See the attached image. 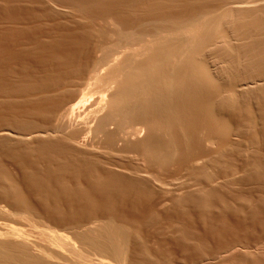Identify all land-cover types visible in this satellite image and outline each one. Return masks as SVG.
Here are the masks:
<instances>
[{
  "label": "bare ground",
  "instance_id": "1",
  "mask_svg": "<svg viewBox=\"0 0 264 264\" xmlns=\"http://www.w3.org/2000/svg\"><path fill=\"white\" fill-rule=\"evenodd\" d=\"M77 1L46 4L63 17L71 12L67 18L72 19L75 12L76 18L87 21L84 36L75 34L79 33L75 26V33L67 31L70 39L74 34L84 38L77 40L83 60H77V52L62 59L63 52L72 51L70 44L65 50L62 32L58 37L66 47L58 56L66 64L77 62L70 70L61 63L69 72L63 77L58 70L60 78L57 73V81L52 77L56 87H44L42 77L36 76L42 87L38 82L39 87H31L29 81L30 87L10 89V83L17 85L13 78L14 82L7 81V90L0 88L3 108L17 112L20 105H33L12 116L6 108L10 118L6 111L0 113L5 117L0 118V264H264V259L251 258L264 256V236L255 234L253 239L246 232L253 221L243 213L246 199H232L238 206L232 209L223 194V187L240 186L254 169L246 164L228 171L226 162L225 174L212 172L222 159L233 156L231 152L240 158L251 149L243 150L244 138L250 145L258 144L260 122L264 141V100L250 104L244 99L253 97L250 94L264 98V0H116L112 5L113 0L102 4L93 0L91 12L89 4L83 5L87 0ZM60 14L53 16L59 19ZM45 43L48 40L44 47L49 48ZM120 45L125 48L121 52ZM33 49L27 47L35 54ZM38 52L37 60L45 55ZM53 56L56 62L59 57L54 61ZM42 60L40 64L51 65L49 58ZM217 67L223 68V78L215 76ZM48 78L45 82L51 81ZM137 217L139 227L174 219L166 228L170 240L168 235H156L166 249L144 243ZM209 239L215 243L210 249ZM169 245L176 246L180 256L173 255Z\"/></svg>",
  "mask_w": 264,
  "mask_h": 264
},
{
  "label": "rangeland",
  "instance_id": "2",
  "mask_svg": "<svg viewBox=\"0 0 264 264\" xmlns=\"http://www.w3.org/2000/svg\"><path fill=\"white\" fill-rule=\"evenodd\" d=\"M14 1V2H13ZM15 1H16V3L19 1L20 2V4H15ZM25 1V2H24ZM30 1V0H29ZM29 1H26V0H0V78H3L2 80L0 79V82L2 83V82H5V83H2V85H1V83H0V88H2L1 90H7L9 87H8V83L9 82H14V80H13V78H16L18 81H19V79H18V77H22V79H24V80H22V79H20V81L19 82H21V84L17 81V82H14V84L15 83H17V85L16 86H14V85H11V84H13V83H10L9 85H10V89H12V87H16V88H18V85H19V87L21 86V87H30V82L32 81L33 82V84H34V86H32L33 84L31 83V87H39V86H37V84H36V82H38L39 83V81H38V79L40 78V77H42V79H41V81H42V83L43 84H47V85H45L44 87H49V85H50V87H56V85H55V82L54 81H52L53 80V78H54V80H56L57 81V79L58 78H60V76L62 75L63 77L64 76H66L65 75V73H66V71L67 72H69V70L72 68V66L71 65H73V67H74V65L76 64V62L74 63V64H68V61H67V64H68V67H69V70H67V68L65 69V72H64V70L62 69L63 68V66H62V64H64V68L67 66V64H66V62L64 63L63 62V60L62 59H65L64 57H66V55H68V54H70V53H73V54H76V52H77V54L81 51V50H79V47H81L82 45L81 44H79V43H81L82 41L81 40H83L84 38L80 35V37H79V35H78V38H76L75 36V34H82L83 32H84V30H86V29H89V27H87L86 29H85V27L86 26H88V24L85 26V25H83V22L85 21L84 19H82V18H80V17H78L79 16V14H77V13H73V17L74 18H76L75 16H74V14L75 15H78L77 16V21L76 22H72L73 20H75L74 18H72L71 19V17H70V19H71V22L69 21H67V20H70L69 19V17L67 18V16L68 15H70V16H72V13L70 12H68V15L67 16H62L60 13H58L57 11H56V13H55V10L56 9H53V7H51L52 8V10H51V8H50V6L48 7V5L46 4V3H48V4H50L49 2H46V1H50V0H43L44 1V5H45V7L44 8H49V9H47L49 12H46L45 10L46 9H44V8H42V10L44 11H42L41 10V6L43 5V1L42 0H40V2L42 3H39L37 0H34V2H37V3H39L40 5V7H38V4L37 3H34L33 2V4H31L32 3V1L33 0H31L30 2L31 3H29ZM75 1H77V0H75ZM80 0H78L77 2L78 3H80V2H82V4H83V2L85 1V0H82V1H80ZM97 1V0H96ZM100 1V0H99ZM103 1H106V0H102V1H100L101 2V4L103 3ZM112 0H110V2H111ZM118 1V0H117ZM116 0H113V2L112 3H110L109 1H108V3H110L111 5L112 4H114L115 2H117ZM123 1V0H122ZM149 1V0H148ZM148 1H144V3H146V2H148ZM18 2V3H19ZM28 2V3H27ZM89 2H95V1H88L87 0V2H84V6L86 5V4H89V5H87L86 6V8H87V11H89V12H91L92 11V9H91V7H88V6H90V3ZM107 2V1H106ZM121 2V0H119L117 3H120ZM142 2V1H141ZM140 2V3H141ZM144 3H142V5H144L145 7H147V5H148V3H146V5L144 4ZM37 6H36V5ZM110 4H107L106 3V5L107 6H109ZM17 5H22V8H20V6H19V8L18 9H20V10H17L16 9V6ZM46 5H47V7H46ZM91 5H92V3H91ZM141 5V4H140ZM8 6H10V8H13L14 6H15V8H13V10L15 9L16 11H13L12 9H11V12H9L10 11V8L8 7ZM12 6V7H11ZM103 6H105V3L103 4ZM143 6V7H144ZM8 7V8H7ZM18 7V6H17ZM25 7L27 8V10H25ZM43 7V6H42ZM142 6H140V8H141ZM143 7H142V9H143ZM144 7V8H145ZM1 8H3V12L1 11ZM4 8H5V10H4ZM9 9V11H7V9ZM21 9H22V11H21ZM29 9V10H28ZM31 9H32V11L34 10V9H39L40 11H37V10H34L33 12L31 11ZM91 10V11H90ZM12 11H13V13H12ZM19 11H20V13H19ZM23 11H25V12H27V13H21V12H23ZM50 11H54V12H51V15H52V17L53 18H55L54 20H53V18L51 17V15H49L48 13H50ZM93 11H95V10H93ZM4 12H6V16H5V14H4ZM15 12H18V14H20V15H17V14H15ZM31 13L32 14V16L34 15V13L36 14L37 12L39 13H37V15H34V17H35V19H33L34 17H32L31 16V14H29V13ZM47 14H46V13ZM88 12V13H89ZM42 13H45V14H42ZM52 13H54V14H52ZM23 14V15H22ZM56 14H60L58 17H60V16H62L63 17V19H62V17L61 18H57V17H54L53 15H56ZM63 15L64 14H67V13H62ZM10 15V16H9ZM39 15H41V16H39ZM44 15H49L50 16V18L53 20V22H51V20H50V18L48 17V16H46L45 18H44ZM7 16H9V17H7ZM13 16H15V17H13ZM20 16V17H19ZM42 16H43V19H42ZM80 16H81V14H80ZM7 17V18H6ZM13 17V18H12ZM22 17V18H21ZM30 17V18H29ZM38 17H40L39 19L40 20H38ZM47 17L49 18L48 20V22L47 21H45V20H47ZM12 18V19H11ZM19 18V19H18ZM57 18V19H56ZM64 18H67V20L66 19H64ZM81 20H80V19ZM14 19H17V20H15V21H13ZM38 21H37V20ZM45 19V20H44ZM41 20H43V21H41ZM81 21L82 22V25H81V23L79 22V21ZM55 21V22H54ZM85 23H87V21H85ZM78 24H80L81 25V27H80V25H78ZM78 25V27H76ZM75 26V29H76V31L78 32L79 31V33H75L76 31L74 30V27ZM83 26V27H82ZM85 26V27H84ZM58 27H61V28H58ZM82 28V29H80V28ZM77 28H79L80 30H78ZM84 28V29H83ZM59 29H61V32H60V30ZM65 31H64V30ZM75 33L74 34V37L72 38L71 36L72 35H69L72 39H70L67 35L69 34V33H67V31L68 32H71V34H72V31ZM18 31V32H17ZM80 31H82V32H80ZM62 32H64L65 33V35L67 36V38H69V40H73L74 39V41L76 42L77 40L79 41V43H78V41H77V43L79 44V46L78 47H76V45H78V44H75L74 45V42H73V44L69 41V40H67V38H64V37H66V36H64V33H63V35L61 34ZM67 33V34H66ZM61 34V35H60ZM60 35V37L61 36H63L62 37V39H63V42H65V44L64 45H67V48L65 49V47L63 46V43H62V39L60 38V37H58ZM83 36H84V34H82ZM51 37H52V40H51ZM54 37H57V38H54ZM55 39V40H54ZM58 39H60L61 41L60 42H58L59 40ZM65 39V40H64ZM47 40H48V42L49 43H47V44H50L51 43V41H53L52 42V45L50 44V45H47L46 43V45L47 46H49V48L52 46V50H53V52H54V55L56 56H53L51 53H53V52H50V54H49V52L48 51H52L51 49H49L46 45V47L47 48H45L44 47V41H46L47 42ZM50 40V41H49ZM57 40V44H59V46H60V44H62L61 45V47H57V48H53V46L54 47H56L57 46V44H56V41ZM41 41H43V42H41ZM70 43H69V42ZM40 42V43H39ZM54 42H55V44H56V46L54 45ZM67 43V44H66ZM124 43V45H127L125 42H121V44H123ZM37 44H40V46L39 45H37ZM42 44H43V47L45 48V49H47L48 51H44V48L43 47H41L42 46ZM70 44V48H72V51L69 49V47H68V45ZM71 44L73 45L72 47H71ZM34 45H35V47H34ZM38 46V48H41V51H39L36 47ZM76 47V50H75V47ZM123 46V45H122ZM122 46L120 45L119 46V52H121L122 50H124L125 48L123 47L122 48ZM128 46V45H127ZM126 46V47H127ZM27 47H28V49H32V48H36L35 50L33 49V51H39L40 52V54H41V52H42V54H45V55H43L44 57H40V56H42V55H38L39 56V58H38V60H40V61H38L37 60V58H36V55H37V52L34 54L33 52H32V50H30V51H28L27 50ZM32 47V48H31ZM62 47H63V50L61 51V49H62ZM120 47H121V49H120ZM43 48V49H42ZM74 48V49H73ZM77 48H78V50H79V52L77 51ZM54 49H57V50H55L54 51ZM67 50V49H69L68 51H66V52H63V51H65V50ZM73 50H75V51H73ZM19 52L20 53V55L18 56V54L19 53H17V52ZM27 51V52H26ZM59 51V52H58ZM33 53V55H32V53ZM38 52V53H39ZM44 52H46L47 54H48V56L46 55V53H44ZM61 52H63V54L61 53ZM68 52H70V53H68ZM75 52V53H74ZM155 52V51H154ZM58 53H60V55L58 54ZM13 54H16V55H13ZM30 54V55H29ZM57 54V55H56ZM61 54L63 55L62 56V59H61V57H59V56H61ZM65 54V55H64ZM12 55V56H11ZM53 56V58H54V61H56L55 59L56 58H58L59 57V59H61L60 60V62H59V59H57V61H58V63H57V61L56 62H53L52 61V56ZM59 55V56H58ZM79 55H81V56H79ZM11 56V57H10ZM50 56V57H49ZM76 57H77V60L79 59V58H82L81 60H83V57H82V54H78V55H75ZM14 57V58H13ZM18 57V59H15V58H17ZM46 57H47V59L49 58L50 59V62L52 61L53 63H55L53 66H52V62H51V65H50V63L48 62V63H46ZM41 58L43 59L42 61L44 62L45 61V63H46V65H43V64H40V63H42L41 62ZM45 58V59H44ZM57 63V64H56ZM62 63V64H61ZM24 64H25V66H24ZM51 66L52 68H54L53 70H51V67H50V70H51V72H49L50 70H49V66ZM55 65H58L59 66V68L58 67H56L55 68ZM23 66V67H22ZM26 66L27 67H29L30 68V70H28V68H26ZM62 66V67H61ZM14 68V69H11V68ZM10 69L11 70V72H9V70L8 69ZM21 68H23L22 70H21ZM26 68V69H25ZM58 68V69H57ZM60 68H61V70L64 72V74H63V72H62V74H61V72H59L58 70H60ZM33 69H35L36 71L34 72V70ZM48 69V70H47ZM218 69V70H217ZM217 69H214V72H216L215 73V76L217 77V75H220V77H222L223 78V75L221 76V71H222V69L223 68H221V70H219L220 68L219 67H217ZM7 70V71H6ZM17 70V71H16ZM23 70H25V75H26V78L24 77L25 75H23V73H22V71ZM26 70L28 71V73L26 72ZM33 71V73L32 72H29V71ZM57 70V71H56ZM12 71H13V74H14V72H15V74H14V76L12 75ZM18 71H19V74H21V75H19L18 74ZM48 71V72H47ZM55 71V72H54ZM217 71H219V72H217ZM17 72V73H16ZM37 72V74H35V76L33 75L34 73H36ZM45 72H47L48 74H49V76L47 75V73H45ZM53 72H54V74H53ZM59 72V73H58ZM6 73H11V75H9V74H6ZM27 73V74H26ZM32 75H31V74ZM42 73H44V75H45V77L44 76H40V74H42ZM50 73L52 74L51 76H50ZM56 73L58 74V77L56 76ZM219 73V74H218ZM1 74H3L2 76H1ZM30 74V75H29ZM61 74V75H60ZM66 74H68V73H66ZM8 75V76H7ZM17 75V76H16ZM27 75L29 76V77H27ZM43 75V74H42ZM50 77L51 78V81L50 82H52V83H50V82H45V81H48L49 80V78L47 77ZM5 76H7L6 78L7 79H5L4 77ZM9 76H12V77H9ZM39 77L38 79H37V77ZM54 76V77H53ZM24 77V78H23ZM53 77V78H52ZM55 77H57V79L55 78ZM67 77V76H66ZM219 77V78H220ZM34 78H35V80L37 79V81H34ZM43 78H45L44 80V82H43ZM47 78H48V80H47ZM62 78V77H61ZM12 79V80H11ZM27 79V80H26ZM29 79V80H28ZM33 79V80H32ZM39 79V80H40ZM64 79V78H63ZM9 80V82H7ZM11 80V81H10ZM30 81V82H29ZM41 81H40V83H41ZM27 83V85L26 84H24V83ZM63 82V81H62ZM61 82V83H62ZM19 83V84H18ZM22 83H23V85H22ZM39 83V84H40ZM49 83V84H48ZM3 84L5 85V84H7V86H3ZM38 84V85H39ZM42 84V85H43ZM29 85V86H28ZM12 86V87H11ZM63 87V85H60V87ZM6 87H8L7 89H5ZM40 87H42L41 86V84H40ZM57 87H59V86H57ZM4 88V89H3ZM13 89H15V88H13ZM256 93V92H255ZM254 94V93H253ZM257 95H260V94H258V93H256ZM250 96H253V97H246L245 96V98L244 99H248L249 98V100H248V103H250L251 102V100L253 101V102H255V103H258L259 101L258 100H260L261 102L260 103H262L263 102V100H264V98H262L261 96L259 97V96H255V95H251L250 94ZM254 96L255 97H258V99L257 98H254ZM253 98H254V100L255 99H257V100H253ZM259 98H261V99H259ZM247 99H246V103H247ZM263 99V100H262ZM243 100V99H242ZM256 101H258V102H256ZM243 102H245L244 100H243ZM242 102V104H244ZM253 102H251V103H253ZM245 103V105H247ZM250 103V104H251ZM1 104V103H0ZM32 105V103H30V102H27L26 104H24L23 106L22 105H20L19 107H18V109H19V111L17 110V112H21L22 111V109L23 108H25V109H31V105ZM249 104V106H251ZM254 104H252V106H253ZM258 104H256V106H257ZM2 106V107H1ZM0 106V111H8V114H10L11 116H12V114L13 115H15V114H18L16 111L14 112L13 111V109H11V108H8V107H5V105H4V108H3V105H1ZM26 106V107H25ZM33 106V105H32ZM22 107V108H21ZM258 107V106H257ZM256 107V108H257ZM7 108V109H6ZM241 108H243L244 109V106H242L241 105V102H240V109ZM256 108H255V106H254V108L253 107H251V110L253 109V111L255 112V110H256ZM6 109V110H5ZM243 109H241V112H243L244 110ZM255 109V110H254ZM16 110V109H15ZM24 110V109H23ZM243 110V111H242ZM3 111L2 112H0L1 114H3ZM7 111L6 112H4V115H6L5 113H7ZM11 111H13V113L11 112ZM257 111V110H256ZM1 114H0V118H10L11 116L10 115H8V117H7V115L4 117H2L1 116ZM10 116V117H9ZM236 121V120H235ZM235 121H233L234 123H235ZM260 124L263 126V124L260 122ZM259 124V125H260ZM260 125V126H261ZM260 126H258L259 128L258 129H260V130H258V131H260V133L262 132L263 133V127H260ZM257 131V132H258ZM252 133L253 132H251V130L249 131V133H247L248 135H250V136H248V137H251V135H252ZM262 133H261V135H262ZM259 136V132H258V139H259V137H260V141L261 142H263L262 144H260L261 142L259 141L258 142V144L256 143V145H258V146H256L254 143H252L253 145H250L251 143H250V141L246 138V142L245 141H243V140H245V138L242 140V142H244V143H242V148H244L243 150L245 151V150H247V147H248V149L249 148H251L249 151H251L252 150V152L255 154V152H257L255 155L253 154H251L252 152H250V154H248L247 152H249L248 150H247V152H242V153H240L241 155V157L239 158L238 157V155H239V153H236V152H231L232 153V155L233 156H229L230 158H224V159H222V161H221V163L222 164H220V166L219 165H217L219 168L217 169V166L216 167H214V169H212V172H213V174L214 175H219V176H222L221 174H225V172H223L222 171V169L224 168L225 169V167H226V169L228 170L229 168L230 169H233L232 168V166L235 168H242V165L243 166H246V164H248V167H249V170H253L252 171V173L253 174H256L259 170L257 169V167H259V165L260 164H264V141L262 140L263 139V136ZM247 143V144H246ZM250 143V144H249ZM249 144V145H248ZM251 146V147H250ZM261 146V147H260ZM263 146V147H262ZM246 147V148H245ZM253 147H256L255 149L253 148ZM253 150H255V152L253 151ZM257 150V151H256ZM260 152V153H259ZM235 153V154H234ZM247 153V154H246ZM236 154H238L237 156H236ZM260 154V155H259ZM256 157H259L258 159L256 158ZM232 158H233V160H232ZM253 158V159H252ZM263 158V159H262ZM227 159V160H226ZM231 159V160H230ZM248 159V160H247ZM259 160V161H257V160ZM242 160V161H241ZM256 160V161H255ZM250 161V162H249ZM251 161H252V163H251ZM260 161H261V163H260ZM227 162V163H226ZM233 164H232V163ZM246 162H248V163H246ZM254 162H255V164H254ZM226 163V164H225ZM257 163V164H256ZM258 163H259V165H258ZM223 164H225V165H223ZM230 166H229V165ZM241 166V167H239V166ZM256 165V168L254 167ZM258 165V166H257ZM225 166V167H224ZM229 166V167H228ZM251 166H252V169H250L251 168ZM263 167H264V165H262ZM247 167V166H246ZM245 167V168H246ZM260 167H261V165H260ZM259 167V168H260ZM262 168V167H261ZM225 169V170H226ZM230 169L228 170V171H230ZM256 169V170H255ZM263 169V168H262ZM262 169H260V171L261 172H259V173H257L259 176H260V174H262L261 176L263 177H259L257 174L253 177V174L251 175L250 173L251 172H248V175H250V176H246L245 175V177H244V174H243V177H244V179H246L245 180V182L243 183V184H241L240 186L239 185H237V186H225V187H223V194H224V198L226 199V201H229L231 204H230V206H231V208L232 209H234V207H236V208H238V206L236 205V203H235V200H233L232 201V199H234V198H239V197H241L242 199H243V197L246 199H243V200H245V201H247L245 204L247 205H245L244 206V210H245V212H243L245 215H250V217L249 218H252V220L253 221H250L249 223H248V221L250 220V219H247L248 221L246 222V224L243 226V227H247V225L249 224V226H248V228L246 229V230H248V231H246V232H248V236L250 237L251 235H252V238L254 239V238H256V235L255 234H257L258 236L259 235H261V236H264V175H263V171H264V169L262 170ZM216 170V171H215ZM224 170V171H225ZM258 170V171H257ZM220 171L222 172V173H220ZM256 171V172H255ZM215 172V173H214ZM219 172V173H218ZM217 173V174H216ZM247 174V173H246ZM253 177L252 179H250L249 177ZM256 178V179H255ZM259 178V179H258ZM248 179V180H247ZM247 181V182H246ZM256 181V182H255ZM258 184V185H257ZM263 186H262V185ZM241 187V188H240ZM229 188V189H228ZM233 188H236V189H233ZM224 189H226V190H224ZM230 189H232V190H230ZM227 191V192H226ZM225 192V193H224ZM240 192V193H239ZM231 195H229V194ZM261 193V194H260ZM227 194V195H226ZM233 194H234V196H233ZM238 194L240 195V196H238ZM229 196V197H228ZM236 196H238V197H236ZM233 197V198H232ZM230 199V200H229ZM262 199H263V201H262ZM250 201V202H249ZM262 201V203H263V205H260L261 202ZM229 202H227V204L229 203ZM259 202V204H257ZM238 204V203H237ZM249 204H251V205H249ZM253 207H254V209H253ZM256 207H258V208H256ZM257 210H256V209ZM248 209V210H247ZM246 212L248 213V214H246ZM250 212V213H249ZM257 212V213H256ZM255 214L256 215V217H252V216H254L253 214ZM258 215V216H257ZM248 217V216H247ZM260 217H262V218H260ZM139 217H137L135 220H136V225H137V223H139V220H141V218H139ZM255 218H259L258 220L260 221V222H258V220L256 219V221H257V223H260L261 225H263L262 227H261V225H256V221L254 220ZM123 220H125L124 218H123ZM122 220V218H120L119 219V221L121 222V221H123ZM138 220V221H137ZM159 220H162V222L160 221V222H158ZM169 220H173V221H171L172 223L171 224H173V222H174V219H168L167 218V220H166V218H164V219H158L157 221H153L154 223H151L149 226V228L146 226V225H143V227L142 226H140V227H142V229L144 230H140L139 228V225H137L136 227L137 228H134L135 230L137 229V230H140L139 231V235L141 234V236H143V237H141L143 240H144V243L146 242V244L149 246V247H151V248H158V245H160V249H163V248H165L166 249V247L164 246L165 245V243H163V241H161L162 242V244L161 243H159L160 242V237L158 238L157 236H160V234H163L164 236H166V235H168V236H166L167 237V239H171V237H170V233H169V231H168V229H166L168 226H169ZM124 222V221H123ZM156 222V223H155ZM169 222V223H168ZM262 222V223H261ZM8 225H10V226H15V227H22L20 224H18V223H16V222H6ZM159 223V224H158ZM162 223H164V225L162 224ZM248 223V224H247ZM250 223H251V225H252V223H253V225L252 226H250ZM153 224H155V225H159V227L158 226H155V225H153ZM162 224V225H161ZM167 226H166V225ZM170 224V225H171ZM254 225H256V227H254ZM156 228H158V229H156ZM166 226V227H165ZM144 227H146V228H144ZM161 227V228H160ZM163 227V228H162ZM258 227V228H257ZM27 228V227H26ZM251 228L252 229H254V230H251ZM150 229V230H149ZM164 229H165V231H164ZM136 230V231H137ZM146 230V231H145ZM148 230L150 231V232H148ZM154 231V233L152 232V231ZM160 230V231H159ZM251 232H250V231ZM255 230H257V231H255ZM260 230V231H259ZM262 230H263V232H262ZM143 231V232H142ZM168 233H167V232ZM142 232V233H141ZM148 232V233H147ZM164 232V233H163ZM251 234H250V233ZM255 232V233H254ZM262 233V234H261ZM148 234V235H147ZM151 234H153V235H151ZM159 234V235H158ZM250 234V235H249ZM154 238V239H152V237ZM157 235V236H156ZM255 237H254V236ZM146 236H147V238H146ZM170 237V238H169ZM146 239V240H145ZM147 239H148V241H147ZM153 241H152V240ZM156 239H158V240H156ZM166 239V238H165ZM166 239V240H167ZM168 240V241H169ZM155 241V242H154ZM156 243H158V245L156 244ZM214 241L213 240H211V239H209V244L207 245L206 243V247H213L214 246ZM156 244V245H155ZM162 245V246H161ZM154 246H156V247H154ZM164 246V247H163ZM168 247H171V249L170 248H168V249H170V250H172L171 251V253L173 254V255H178V256H180V250L176 247V246H168ZM206 247H204V248H206ZM175 248L177 249L176 251H175ZM208 248H206L205 250H207ZM210 249V248H209ZM164 250V249H163ZM263 255V254H262ZM262 255H254V257H252L251 256V258L254 260H263L264 259V256H262ZM260 257V258H259ZM250 258V256H248V260H250L251 259Z\"/></svg>",
  "mask_w": 264,
  "mask_h": 264
}]
</instances>
